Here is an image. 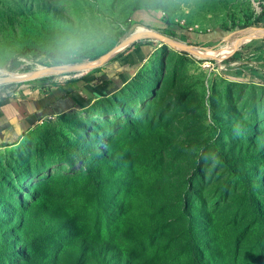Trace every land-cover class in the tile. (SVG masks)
<instances>
[{
  "label": "rangeland",
  "instance_id": "obj_1",
  "mask_svg": "<svg viewBox=\"0 0 264 264\" xmlns=\"http://www.w3.org/2000/svg\"><path fill=\"white\" fill-rule=\"evenodd\" d=\"M135 9L150 19L132 29ZM263 14L264 0H0V63L91 62L140 28L220 50ZM137 43L153 50L125 87L0 149V264H190L191 243L205 264H264V81ZM240 49L260 63L264 37Z\"/></svg>",
  "mask_w": 264,
  "mask_h": 264
},
{
  "label": "crops",
  "instance_id": "obj_2",
  "mask_svg": "<svg viewBox=\"0 0 264 264\" xmlns=\"http://www.w3.org/2000/svg\"><path fill=\"white\" fill-rule=\"evenodd\" d=\"M133 18L135 22L150 19L146 13L138 11ZM130 46L124 53L114 54L99 68L80 75L33 81L0 96V149L18 145L48 119L84 110L125 87L153 50L149 43ZM244 49L237 51L244 55ZM223 62L226 71H238L246 78L254 75L264 81V60L260 63L244 61V58L235 60L231 55Z\"/></svg>",
  "mask_w": 264,
  "mask_h": 264
},
{
  "label": "water",
  "instance_id": "obj_3",
  "mask_svg": "<svg viewBox=\"0 0 264 264\" xmlns=\"http://www.w3.org/2000/svg\"><path fill=\"white\" fill-rule=\"evenodd\" d=\"M255 30H264V28H257ZM262 37H264V33L262 35H254L246 40L251 41L252 39H257V38H262ZM144 38H155V39L162 41L164 44H167L180 51L189 52L190 54H193L195 56H199L201 58H205L209 60H215L218 62H221L227 59L228 57H230L232 54H234L238 50L241 44L244 41H246V40H242L239 38L237 39L238 40L237 45L233 49L232 53H230L227 56H216V55L208 54V51L210 50L208 48L198 49L197 47L172 40L171 38L164 36L156 31L144 30V29L143 31L136 30L133 34H131L130 37L125 39L124 42H122L119 46L115 47L113 50L109 51L108 53H106L105 55H103L97 60H94L91 62H84L81 64H75V65L66 64V65L45 67V68H40V69H36L33 71L25 72L23 73V75H21V73H17L16 76L23 83L27 81L38 80V79H43V78H48V77H53V76H58V75L70 74V73L78 74L79 72H82L83 74L87 71L101 67L114 54L120 52L124 48H127L130 45Z\"/></svg>",
  "mask_w": 264,
  "mask_h": 264
},
{
  "label": "trees",
  "instance_id": "obj_4",
  "mask_svg": "<svg viewBox=\"0 0 264 264\" xmlns=\"http://www.w3.org/2000/svg\"><path fill=\"white\" fill-rule=\"evenodd\" d=\"M138 9H135L134 12L137 11ZM262 17H264V14L262 15ZM256 22L257 23H262V19L259 18L258 20H256ZM138 26H143V23L142 22H134L133 26H132V29H134L135 27H138ZM132 32L133 31L130 30V31H128V34H131ZM164 34L169 36V37H174L175 35H178V33H175L172 29H170V27H166L165 28ZM232 58H234L235 60L236 59H240L241 58V52L240 51H236L234 54H232ZM215 62H218V61H215ZM230 73H232V72H230ZM235 77H238L239 79H246L247 80V78L245 76H243V75H240V76L235 75ZM41 80L45 81L47 79H41ZM231 170L234 171L235 173H237L239 175V177H241L244 180L245 185L248 188H250L249 181H248V179H246V177H245V175L243 173H239L233 168H231ZM253 208L255 209L257 214H259V217H260V220H261V225L264 228V216H262L261 210L259 209L258 205H253ZM262 235H264V229L262 231ZM102 244H103V248H101L102 251H100L101 255L105 254V256H109V253H106V252H109L111 250V247H109L110 244L108 242H106L105 240L102 242ZM90 250L92 251V248L90 247V249H89V247H88V252H90ZM187 258H188V261L190 262V264H205L203 253L199 249V246L197 244H192V243L189 244V252H188V257ZM121 264H129V263L127 261H124Z\"/></svg>",
  "mask_w": 264,
  "mask_h": 264
},
{
  "label": "clouds",
  "instance_id": "obj_5",
  "mask_svg": "<svg viewBox=\"0 0 264 264\" xmlns=\"http://www.w3.org/2000/svg\"><path fill=\"white\" fill-rule=\"evenodd\" d=\"M20 59L21 62H23V58L21 57ZM21 75H23V73H21ZM21 83L22 81L17 78L16 74L9 71L3 63H0V95H4L5 93L10 94L13 86ZM9 123H11V120H9Z\"/></svg>",
  "mask_w": 264,
  "mask_h": 264
},
{
  "label": "bare ground",
  "instance_id": "obj_6",
  "mask_svg": "<svg viewBox=\"0 0 264 264\" xmlns=\"http://www.w3.org/2000/svg\"><path fill=\"white\" fill-rule=\"evenodd\" d=\"M139 31H143V29L140 28ZM263 33H264V30H256V31L252 32V34L249 37L243 38L242 40H246V39H248V38H250V37H252L254 35H262ZM237 42H238V40H236L231 45H229L227 47H224V48H222L220 50H212V51L209 50L208 51V54H210V55H216V56H226V55H229L230 53H232L233 49L237 45ZM78 74H82V72H79Z\"/></svg>",
  "mask_w": 264,
  "mask_h": 264
}]
</instances>
